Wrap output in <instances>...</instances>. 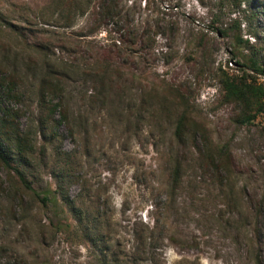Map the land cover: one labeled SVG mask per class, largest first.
<instances>
[{
  "label": "rangeland",
  "instance_id": "374dc122",
  "mask_svg": "<svg viewBox=\"0 0 264 264\" xmlns=\"http://www.w3.org/2000/svg\"><path fill=\"white\" fill-rule=\"evenodd\" d=\"M80 1L0 0V62L22 77L15 107L38 142L27 171L36 194L0 167V264H264V114L240 124L218 79L220 67H264V0L236 14L247 47L208 30L219 0H116L112 17L108 0ZM230 26L229 15L217 23ZM48 68L73 129L61 130L71 157L59 179L57 146L41 152L36 136Z\"/></svg>",
  "mask_w": 264,
  "mask_h": 264
},
{
  "label": "trees",
  "instance_id": "16d2710c",
  "mask_svg": "<svg viewBox=\"0 0 264 264\" xmlns=\"http://www.w3.org/2000/svg\"><path fill=\"white\" fill-rule=\"evenodd\" d=\"M76 1L81 9L83 1ZM219 3L220 7L213 13L212 24L208 30L220 38L229 37L231 33L237 32L239 33L236 37L237 44L249 46V41H244L241 37L242 23L236 14L245 9L243 6L246 7L247 4L250 7L256 6L254 0H219ZM116 6V0H108L102 7L105 17H112ZM226 15H229L231 19V26L227 29L217 27V23ZM205 38V35L200 37V45L203 44ZM3 66L4 63L0 62V167L5 169L23 189L36 194L27 177V171L36 160L38 142L30 130H23L21 125L23 110L15 107L24 98L21 87L22 77L19 72L8 71L3 69ZM258 76H264V67L257 59H251L250 64L242 65L239 75L223 67L218 69L223 99L226 103L240 105L241 113L238 122L242 125L253 124L259 115L264 114V83H259ZM170 92H174L177 100L182 102L179 90L170 89ZM37 94L39 97L37 120L39 131L36 136L39 134L43 140L41 152L45 153L48 148L57 146L52 154L57 172H54L52 176L56 179L64 175L67 177L66 167L69 165L71 154L63 148L64 137L61 130L63 126H66L69 134L73 136V129L70 126L69 109L65 106L64 86L52 69L48 68L43 74L37 87ZM188 118V113L184 111L177 121L176 137L178 139H182L185 135ZM172 178L173 183L177 185L180 181L179 167L175 168ZM56 186L55 194L63 196L66 182L58 181ZM63 202L77 224L83 225L87 219L86 213L78 209L76 203L68 197H63Z\"/></svg>",
  "mask_w": 264,
  "mask_h": 264
}]
</instances>
